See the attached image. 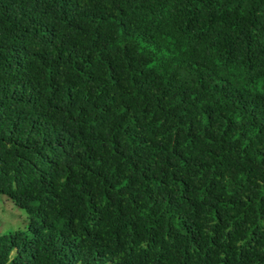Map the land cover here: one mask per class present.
Wrapping results in <instances>:
<instances>
[{"label": "trees", "instance_id": "trees-1", "mask_svg": "<svg viewBox=\"0 0 264 264\" xmlns=\"http://www.w3.org/2000/svg\"><path fill=\"white\" fill-rule=\"evenodd\" d=\"M0 264H264V0H0Z\"/></svg>", "mask_w": 264, "mask_h": 264}, {"label": "rangeland", "instance_id": "rangeland-1", "mask_svg": "<svg viewBox=\"0 0 264 264\" xmlns=\"http://www.w3.org/2000/svg\"><path fill=\"white\" fill-rule=\"evenodd\" d=\"M29 217L23 209L15 207L9 200L0 195V232L8 233L13 230H26Z\"/></svg>", "mask_w": 264, "mask_h": 264}]
</instances>
